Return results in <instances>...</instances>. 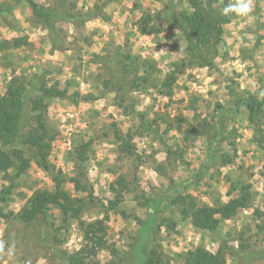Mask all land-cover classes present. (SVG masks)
Listing matches in <instances>:
<instances>
[{
    "label": "rangeland",
    "instance_id": "rangeland-1",
    "mask_svg": "<svg viewBox=\"0 0 264 264\" xmlns=\"http://www.w3.org/2000/svg\"><path fill=\"white\" fill-rule=\"evenodd\" d=\"M36 1L45 6H60V0ZM70 1H75L83 11L103 4L110 18H88L79 28L67 21L58 22L64 48L56 49L48 30L34 21L27 3L0 0L4 3L0 8V92L6 90L7 82L15 75L30 78L47 73L50 83H59L71 93L94 92L99 96L78 103L54 98L48 117L57 131L50 157L57 171L70 179L75 174V165L69 156L73 145L83 141L91 149L85 181L91 186L93 201L90 192L77 193L72 181L68 180L66 187L73 195L87 198L88 206L81 214L83 219L107 220L106 246L98 254L101 264H110L113 258L110 250L114 246L122 254L127 253L140 227L136 220L110 209L115 199L110 185L122 173L137 181L139 193L154 198L164 195L157 207V222L167 217L177 221L175 229L162 226L157 234L164 255L162 264H182L178 253L197 245L213 252L225 243L237 245L236 232L240 229L246 230V237H252L254 248L264 247V229L257 226L264 227V214L255 213L256 209L264 212V155L253 141L245 104L251 95L261 99L259 93L264 90V0H251L252 12L247 17L234 15L225 25L224 43L214 67H187L177 80L170 75L163 89L167 95L160 93L161 86H149L146 92H132L137 108L147 110L149 117L157 118L159 124L158 133L134 137L141 157L139 165L118 160L115 130L127 132L138 120L118 105L116 93L102 83L110 75L105 58L120 45L125 51L154 59L163 79L172 73V63L185 55L183 35L177 27L163 21L157 36L142 34L135 26L144 10L160 11L166 0ZM175 1L178 7L180 2H185ZM15 37H25L27 43L15 47L12 45ZM3 42L7 43L5 48L1 46ZM218 105H222L221 109ZM179 117L186 119L182 126H178ZM188 128L190 136L186 132ZM168 147L181 149L182 155H168ZM211 149L216 155L224 151L235 153V162L219 166L208 158ZM9 175L6 178L0 172V195L4 187L12 188L6 200L0 198V241L14 244L15 248L11 255L7 251L0 253V264H66L53 253L50 245L67 252L78 249L82 243L78 221L73 218L64 221L54 207L30 222L19 217L27 198L35 192L53 189L52 176L35 162L25 173L17 175V169L13 168ZM227 175L250 182L256 197L252 208L240 211L233 219L220 221L218 231L196 230L167 205L168 194L184 186L200 201L211 203L212 197L218 194L227 201L230 186ZM137 193L126 194L120 208L145 219L148 207L141 203L144 199ZM59 226L63 229L57 230ZM54 233H59L64 242L56 244L52 239ZM227 264L245 263L239 255H228ZM251 264H264V259L255 258Z\"/></svg>",
    "mask_w": 264,
    "mask_h": 264
},
{
    "label": "trees",
    "instance_id": "trees-1",
    "mask_svg": "<svg viewBox=\"0 0 264 264\" xmlns=\"http://www.w3.org/2000/svg\"><path fill=\"white\" fill-rule=\"evenodd\" d=\"M17 1L28 4L34 21L48 30L52 45L56 49L64 48V39L59 34L61 28L57 25L58 22L67 21L79 28L88 18H110V15L104 12L103 4H95L89 11H83L77 7L75 1L70 0H60V6L55 4L45 6L36 0ZM166 1V5L160 11L153 13L144 10L135 22V26L142 34L156 36L162 31V21L180 30L185 40V55L172 63L174 66L172 73L162 79V71L157 67L154 59H145L139 54L131 53L130 50L125 51V48L120 45L114 47L105 58L104 64L108 65L107 70L110 75L104 78L102 83L111 92L116 93L118 105L138 120L127 132L115 130L116 153L118 160L123 162L132 161L139 165L141 157L137 153L134 137L150 132L158 133L159 130L158 119L150 118L147 110L142 111L137 108L132 92L137 90L146 92L149 86L155 88L161 86L160 93L167 95L168 93H164L163 89L170 75L173 80H177L178 75L182 74L187 67H214L215 59L224 43L225 25L231 22L234 16V14L221 15V9L230 3L229 0H185L184 3L180 2V7L175 0ZM3 5L4 3L0 2V8ZM12 42L13 46L20 47L27 43V39L15 37ZM1 46L5 48L7 43L3 42ZM6 85V90L3 93L0 92V172H3L6 178H10L9 171L14 168L17 169V175H21L27 171L32 162H35L54 180L52 190L35 192L27 198L19 212V217L24 222H30L38 219L40 213L54 207L60 211L64 221L66 218L76 219L82 235L81 246L72 252L60 250L53 245H50V249L66 264H101L98 254L106 246L107 220L105 218L83 219L81 214L88 206L87 198L73 195L66 187V182L72 181L77 193L87 191L89 194L90 192L89 195L93 201L91 186L85 181L86 164L91 149L87 148L83 141L81 144L73 145L69 156L74 162L75 174L70 179L62 171H57L50 158L57 131L50 125L48 117L49 105L54 98L72 99L78 103L81 100H95L99 96L94 92L71 93L69 88L61 87L59 83H50L47 73L30 78L25 75H15ZM245 104L249 111L253 141L264 155V97L259 99L251 95ZM221 107L222 105H218V108L221 109ZM184 121H186L185 118L179 117L178 126H182ZM189 128L186 131L188 136L191 135ZM176 153L181 156L182 150H173L168 147V155ZM211 153L208 158L212 162H218L219 166H228L235 162V153L230 154L224 151L216 155L213 149ZM227 179L230 181L227 201H224L219 194L212 197L211 203L200 201L184 186L168 194L167 205L174 208L181 220L188 221L196 230L216 232L219 230L220 221L233 219L240 211L252 208L256 197L250 182L239 176L233 179L227 175ZM136 182L134 178L128 179L122 173L116 182L110 185L115 197L110 209L126 218L131 217L140 224L132 248L127 253L122 254L119 247H112L110 252L113 258L110 264H162L164 255L161 242H157V234L162 226H167L169 230L177 226V221L173 218L167 217L157 222V207L164 199V195L154 198L139 193ZM11 191V186L4 187L0 198L6 200V195ZM129 193L141 194V198L144 199L141 203L148 207L145 219L120 208L125 195ZM255 213L258 216L264 214L260 209H256ZM62 226L57 227V230H62ZM257 226L264 229L263 225ZM52 235L56 244L64 242V238L60 237L59 233ZM245 235L246 230L240 229L236 232L237 245L225 243L215 252L204 245H197L183 253H178V257L182 264H227L228 255L241 256L245 264H251L255 258L264 259V247L254 248L252 237Z\"/></svg>",
    "mask_w": 264,
    "mask_h": 264
},
{
    "label": "clouds",
    "instance_id": "clouds-1",
    "mask_svg": "<svg viewBox=\"0 0 264 264\" xmlns=\"http://www.w3.org/2000/svg\"><path fill=\"white\" fill-rule=\"evenodd\" d=\"M252 12V2L251 0H233L226 4L221 9V15L228 16L229 14H234L236 17H247ZM259 97H264V90H261ZM15 248L14 244H6L5 241H0V253H5L11 255Z\"/></svg>",
    "mask_w": 264,
    "mask_h": 264
}]
</instances>
